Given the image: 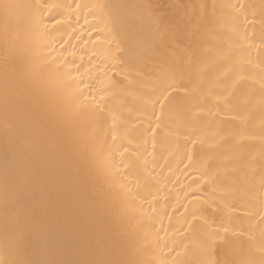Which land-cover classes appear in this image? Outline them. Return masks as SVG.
I'll return each mask as SVG.
<instances>
[{
  "label": "bare ground",
  "instance_id": "6f19581e",
  "mask_svg": "<svg viewBox=\"0 0 264 264\" xmlns=\"http://www.w3.org/2000/svg\"><path fill=\"white\" fill-rule=\"evenodd\" d=\"M13 2L49 7L0 42V260L96 258L83 225L131 264H264V0ZM52 58L42 127L16 84Z\"/></svg>",
  "mask_w": 264,
  "mask_h": 264
},
{
  "label": "snow or ice",
  "instance_id": "6c2138e0",
  "mask_svg": "<svg viewBox=\"0 0 264 264\" xmlns=\"http://www.w3.org/2000/svg\"><path fill=\"white\" fill-rule=\"evenodd\" d=\"M45 7L49 6L45 4L22 5L13 2V0H0V42L3 43L6 58L15 43L16 34L14 30V22L18 20L19 13L22 9H34V12H31L29 16V23L32 29L39 32L42 36L47 34V29L42 27L45 22ZM97 7L105 8L108 6L98 5ZM48 19L54 20L55 16H49ZM114 23H119V20H114ZM57 63L58 58H52L46 61L36 69L33 78L19 79L16 84L17 104L22 111L31 115L32 120L37 125H41L42 127H46V125L43 124L42 117L53 107L59 108L62 106L59 99L53 101L48 89V84L53 78L58 81L61 79L62 70L61 68L55 66ZM7 89L8 82L6 80V92ZM74 100L75 96L70 94L69 102H73ZM73 107L75 111H79V109H76L74 105ZM58 146L59 142H54L52 151H56ZM86 195V193H81L80 197H86ZM80 197H78V199ZM96 210L98 212H103V205L97 204ZM95 219L96 218L93 217L91 222L94 223ZM80 234L83 237V240L88 243L89 251L94 253L96 258L76 261H48L47 264H131L130 261L120 257L121 245L118 237L109 233L103 227L96 231V241L91 240L87 236V229L83 225L80 226ZM13 239L16 243H22L25 239V235L22 230L17 228L13 232ZM97 242L99 243V248H97ZM262 247H264V245H262ZM0 264H22V262L14 260H0Z\"/></svg>",
  "mask_w": 264,
  "mask_h": 264
}]
</instances>
